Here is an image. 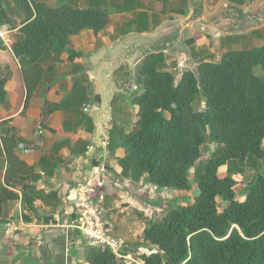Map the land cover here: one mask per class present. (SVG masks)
Listing matches in <instances>:
<instances>
[{
  "label": "trees",
  "instance_id": "trees-1",
  "mask_svg": "<svg viewBox=\"0 0 264 264\" xmlns=\"http://www.w3.org/2000/svg\"><path fill=\"white\" fill-rule=\"evenodd\" d=\"M13 1L25 14V21L23 37L12 42L10 50L0 41V105L7 100L8 81H19L17 60H29L33 65L22 70L29 98L44 79L43 58L56 50L67 51L71 62L81 59L82 52L67 50L70 37L87 29L98 35L112 22L102 8ZM263 40L257 47L228 50L218 62L197 61V74L188 70L179 80L166 69L165 54H150L141 63L138 81L143 86L132 100L139 108L136 120L132 129L125 125L112 129L110 148L125 150L123 174L132 181L144 180L158 192L194 194L169 200L171 207L165 217L150 221L141 247L148 245L156 252L143 254L144 264H264ZM187 43L197 58L196 48L206 46L208 37L194 32ZM198 99L205 107L196 111ZM117 100L112 101L114 106ZM51 112L46 104L41 113H33L41 117L44 129ZM208 140L214 148L201 165ZM5 148L9 169L6 186L0 188V218L4 206L18 199L9 190L12 181L28 168L13 147L6 144ZM225 166L227 170L222 172ZM246 168L258 171L243 191L245 200L240 201L235 176H246ZM149 203L162 208L165 201L151 199ZM137 213L140 220L145 218V213ZM86 260L89 264H118L111 250L92 246Z\"/></svg>",
  "mask_w": 264,
  "mask_h": 264
},
{
  "label": "crops",
  "instance_id": "crops-1",
  "mask_svg": "<svg viewBox=\"0 0 264 264\" xmlns=\"http://www.w3.org/2000/svg\"><path fill=\"white\" fill-rule=\"evenodd\" d=\"M29 1L44 3L50 7L70 4L80 9L102 8L109 13L112 22L98 35L87 29L70 37L67 50L82 52L84 55L81 59L71 62L67 51L58 53L56 50L43 58L41 66L45 71L44 79L29 98L22 70L32 68L33 65L29 60H17L21 71L18 74L19 81H8L7 100L0 105V115L3 118L0 120V188L6 186L9 169L6 144L13 147L15 155L28 168L9 187V190L18 195V199L4 206L0 218V264H22L21 258L26 255L29 261L27 264H89L86 253L90 245L79 230L71 227V222L75 219L72 215L75 189L88 178L99 176L95 182L96 193L104 199L102 207L106 211L107 220L115 224L116 211L121 208L126 194H132L138 184L123 174L125 150L120 148L112 151L110 148V135L114 125L110 122L108 127V121H111L114 109L121 108L119 100L115 101L114 106L112 101L115 98L111 100L110 97L119 86L121 78L125 77L119 70L128 63L132 64V69L137 66L136 61L144 59V53L140 49L151 50L149 43L157 44L175 32L182 23L191 19L193 6L189 0H145L147 3L143 0H109L113 5L115 1L119 3L118 8L110 12L108 1H103L107 3L100 6L95 3L100 0ZM258 1L259 4L255 5L257 1L253 0H215L216 11L207 17L208 0H204L203 15L206 19L217 17L225 4L258 13L262 0ZM0 9V41L10 50L11 43L23 37L21 29L25 14L13 0H0ZM135 13H138L137 20H129L127 26L150 24L151 33H115L114 22L132 18ZM225 23L226 21H222L221 24L209 25L208 29L217 27L221 30ZM193 25L189 23L182 36L189 52L191 46L187 41L192 33L198 32ZM262 31L264 23L245 32L228 31L223 36L243 35L250 38L245 35L252 33L251 43L255 44L253 39L259 46L264 39ZM188 32L190 37H186ZM231 44L232 49H247L234 40ZM165 54H177L180 61L181 54L178 52ZM190 57L192 65H195L193 52H190ZM3 67L7 71L6 66ZM99 75L104 78L105 86L97 82ZM89 83H92L93 91ZM104 90H109L105 103ZM20 103L21 108L17 110ZM46 104L52 107V112L44 129L41 117L33 113H41ZM97 105L102 106L103 111H96ZM87 107L89 111L85 110ZM107 116L108 120L105 119ZM58 130L61 132L51 133ZM139 183L141 191L135 192V195L150 204L149 196L146 195L148 192H145V185L148 184L144 180ZM125 207L128 206L125 204ZM131 222H140L139 215L132 217ZM125 241L129 252L142 250V245L133 249L128 240ZM15 260L17 262L13 263Z\"/></svg>",
  "mask_w": 264,
  "mask_h": 264
},
{
  "label": "rangeland",
  "instance_id": "rangeland-1",
  "mask_svg": "<svg viewBox=\"0 0 264 264\" xmlns=\"http://www.w3.org/2000/svg\"><path fill=\"white\" fill-rule=\"evenodd\" d=\"M102 1V2H101ZM103 1H108V4L110 5L111 8H109V11L112 12L113 10L115 11L118 8V1H115L114 5L113 3H111L109 0H100L95 2L96 5L100 6L103 5V3H107V2H103ZM145 3H147L145 0H143ZM215 1V0H214ZM213 0H208V5H207V10H206V16L209 17L211 14H214L216 11V2H214ZM253 1H257L255 2V5L259 4L258 0H253ZM59 5V4H58ZM146 9H148L146 7ZM142 10L143 7H142ZM2 10L0 9V15H2ZM149 13H151V11H149ZM138 18V13H135V15H133L132 18H127L126 20H118L116 22H114V26L116 27V31L115 33L120 32L119 35L126 33V32H148L151 33V29L152 26L150 24H134L131 27L127 26V23L129 22V20L134 19L137 20ZM162 21V20H159ZM160 23V22H159ZM156 27V25L154 26V28ZM123 28V29H122ZM122 29V30H121ZM121 30V31H120ZM218 31L219 29L217 27H210V29H208V34L206 33L207 37H208V43L206 46L201 47V48H196V52H197V58L196 61L201 62V61H215L218 62L220 61L222 55L227 52L228 50L232 49V44L231 41H236L238 44H240L241 47L243 48H253V47H257L258 44L256 43L255 40L252 39V41L255 43H251V34L249 33V35H245V36H250V38L247 37H243L242 36H218ZM190 32V31H189ZM188 32V34H186V37H190V33ZM257 34H259V32H256ZM263 38H264V31L261 32ZM242 37V38H241ZM190 52L192 54V48L189 47ZM141 52L145 53V51L141 50ZM167 66L166 69L173 72L176 75V78L179 80L183 73L188 71V70H192L195 74H197L198 69H197V64L195 63V67L192 68L191 66H188L187 64H182L179 61V56L177 54H167ZM137 62V66L133 67L132 69V64L128 63L125 65V67H123V69L119 70L123 73V75L125 77L121 78L119 86L115 88L114 94L112 97H110V99L113 97L114 98H118L120 103V107L122 108H118L117 110L114 109V112L112 114V119L111 121H108V127L110 126V124L114 125V127L116 125L122 126L125 125L128 129H132L133 125H134V121L136 120V116L138 114L139 108L137 106H134L132 104V100L134 99L135 95L137 93H139L142 89V86L138 79H139V67L141 65V60L140 61H136ZM4 69V67H3ZM106 69V68H105ZM260 69V68H259ZM5 70V69H4ZM260 74L259 75H263V71L262 69H260ZM259 72V71H258ZM117 77V76H116ZM97 82L99 83V85H104L105 86V82H104V78L102 77V75H99V77L97 78ZM92 91L94 90L92 83L88 84ZM84 86V85H82ZM109 90H104V103L106 102L107 98V92ZM111 99V100H112ZM95 107L96 111L101 110L103 111L101 108L102 106L97 105ZM205 107V104L201 101V99H198L196 101V103L194 104V108L196 111H199L201 109H203ZM113 108V105H112ZM93 111V110H92ZM92 114V112H90ZM101 114H104L101 113ZM108 120V116L105 118ZM214 148V144L211 140H208V143L203 147L202 152H203V159L201 161V165L206 163L209 160V157L212 154V150ZM261 167H263L262 164H260ZM227 170V166L222 168V172H225ZM258 170H255L253 168H246V176H242V175H236L235 179L238 182V185L236 186V192L238 193V200L240 201H244L245 200V196H243V191L246 187V185L252 180V178L256 175ZM192 175L191 178L193 179V174L195 172V170L193 169L191 171ZM261 172L264 173V170L261 169ZM136 184V183H135ZM149 185V184H148ZM146 186V191L148 192L146 193L147 196H149V200L151 199H163L165 201L164 206H162V208H159L157 206H152L150 204H147L148 202L138 198L135 195V192L137 191H141L139 190L140 188V183L136 184V189L129 194H126L127 197L125 198V200L123 201V203H121V208L118 209L116 211V218L114 219L115 224L112 222L113 224V228H112V232L111 234L115 235L118 238H122L124 240H128V244L130 245V247H132L133 249L138 246V245H144L143 240H142V235L143 232L145 230V228L149 225L150 221L152 220H160L162 218L165 217V215L167 214V211L170 209V204L167 205L169 200H179V199H185V198H190L191 196H193L194 194L192 192H184V191H162V192H158L156 190L155 187L152 188V186ZM144 187V186H142ZM144 190H142L143 192ZM153 194V195H150ZM194 201H191V203H193ZM125 204L128 207H125ZM124 206V207H123ZM223 206L224 204H221L220 210H223ZM114 208V205H113ZM138 209L143 210L142 212L146 214V218H144L143 220H140V222L134 223L131 222L132 217H135L136 215H138ZM141 212V211H140ZM118 219V221H117ZM116 225V226H115ZM145 248H149L148 245L145 246ZM151 249V248H149ZM137 251V250H136ZM28 255H26L25 257L21 258V262H23L22 264H27L29 263L28 259H27ZM137 258V256H136ZM17 261L15 260L13 263H16ZM20 262V261H18ZM119 264V263H118ZM120 264H124V263H120ZM127 264V263H126ZM130 264H137V263H131Z\"/></svg>",
  "mask_w": 264,
  "mask_h": 264
},
{
  "label": "water",
  "instance_id": "water-1",
  "mask_svg": "<svg viewBox=\"0 0 264 264\" xmlns=\"http://www.w3.org/2000/svg\"><path fill=\"white\" fill-rule=\"evenodd\" d=\"M193 6V14L191 19L185 21L178 27L175 32L168 37H164L157 44L149 43L151 50L145 51L143 58H146L150 54H165L178 52L181 54L180 62L182 64L192 65L190 52L187 46L182 40L184 30L188 27L189 23H193L194 27L200 33H207L209 25L221 24L222 21H226L223 28L219 30L218 36L221 37L225 32H245L252 28H257L264 23V0L262 5L257 10L258 13H253L249 10L237 9L229 4H225L222 13L214 18L206 19L203 15L204 0H189Z\"/></svg>",
  "mask_w": 264,
  "mask_h": 264
},
{
  "label": "built area",
  "instance_id": "built-area-1",
  "mask_svg": "<svg viewBox=\"0 0 264 264\" xmlns=\"http://www.w3.org/2000/svg\"><path fill=\"white\" fill-rule=\"evenodd\" d=\"M85 110L89 111V107ZM94 179L98 180L99 176L87 179L75 191V195L72 198L74 203L72 215L75 216V219L71 222V227L79 230L90 246L109 249L119 260H124L127 264H130V262L142 264L140 260L135 258L133 253L124 254L126 248L125 240L111 234L113 225H110V222L106 219V213L100 206V202L93 197L95 192ZM141 252L146 254L153 253L147 249H142Z\"/></svg>",
  "mask_w": 264,
  "mask_h": 264
},
{
  "label": "clouds",
  "instance_id": "clouds-1",
  "mask_svg": "<svg viewBox=\"0 0 264 264\" xmlns=\"http://www.w3.org/2000/svg\"><path fill=\"white\" fill-rule=\"evenodd\" d=\"M198 33H200V32H198ZM201 34V33H200ZM166 55V54H165ZM145 59V58H144ZM143 59V60H144ZM142 60V61H143ZM141 61V62H142ZM197 61L195 60V63H196ZM197 64V63H196ZM189 66H191L192 68H194L195 67V65H189ZM189 71H192V70H189ZM89 179V178H88ZM86 181V180H85ZM85 181H83L82 183H84ZM97 180H93V184H94V188H95V192L93 193V197L95 198V200L96 201H98V202H100V206L102 207V204L104 203V199H102L101 198V196L99 197V195L96 193V191H97V184L95 185V182H96ZM82 183H80L79 184V186L82 184ZM78 186V187H79ZM77 187V188H78ZM77 188L75 189V191L77 190ZM158 191V190H157ZM74 197V196H73ZM72 202H73V200H72ZM73 205H74V203H73ZM103 208V207H102ZM104 209V208H103ZM105 211V210H104ZM105 213H106V211H105ZM107 219V218H106ZM110 222V221H109ZM110 225H113L112 224V222H110ZM114 227V226H113ZM112 227V228H113ZM122 239V238H121ZM124 240V239H123ZM126 242V248H127V241H125ZM126 248H125V250H124V254H129V253H133L134 254V256H135V258H136V256H137V260H140L141 262H142V264H144V262H143V260L141 259V256L143 255V254H146V253H143V252H141V250H138V251H131V252H129L128 250H126ZM142 249L144 250H149V251H152L153 253L154 252H156V249H154V250H151V249H149V248H145V247H142ZM118 259V258H117ZM118 263L120 264V263H124V264H126L127 262H125L124 260H119L118 259Z\"/></svg>",
  "mask_w": 264,
  "mask_h": 264
}]
</instances>
